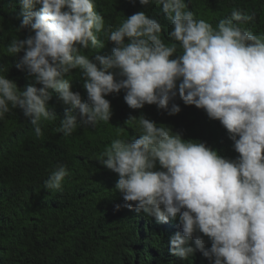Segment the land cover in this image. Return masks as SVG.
<instances>
[{
	"label": "clouds",
	"instance_id": "9594fccd",
	"mask_svg": "<svg viewBox=\"0 0 264 264\" xmlns=\"http://www.w3.org/2000/svg\"><path fill=\"white\" fill-rule=\"evenodd\" d=\"M17 2L23 15L17 30L28 28L30 34L12 38L7 53L23 50L15 67L42 86L19 88L0 74V120L19 108L35 136L42 137V123L57 117L48 110L53 90L59 102L79 110H66L55 129L69 137L82 125L110 122L105 97L111 93L123 90L131 109L154 104L168 115L181 111L173 102L179 95L185 105L219 120L238 156L228 158L205 142L185 140L144 114L129 115L125 124L138 128V135L119 138L117 131L98 158L118 174L114 189L124 204L115 210L142 211L158 223L178 219L180 230L171 236L169 251L182 260L198 249L210 264H264V33L243 27L256 13L233 7L213 28L194 17L186 0H139L162 6L171 23L168 36L182 49L177 54V43L166 44L161 23L145 11L106 29L95 0ZM105 41L114 42L110 55L81 54L103 48ZM73 69L80 70L86 102L65 78ZM6 71L0 66V73ZM69 175L66 165L57 164L44 188L62 191Z\"/></svg>",
	"mask_w": 264,
	"mask_h": 264
},
{
	"label": "trees",
	"instance_id": "16d2710c",
	"mask_svg": "<svg viewBox=\"0 0 264 264\" xmlns=\"http://www.w3.org/2000/svg\"><path fill=\"white\" fill-rule=\"evenodd\" d=\"M186 4L196 19L206 20L213 28L230 15L233 7L255 12V19L243 27L255 34L264 33V0H186ZM95 6L104 17L106 29H115L127 16L145 11L161 23L164 42L177 43V54L181 53L179 43L168 36L171 23L161 5L145 6L139 0H95ZM22 19L17 0H0V66L7 69L0 74L14 80L19 88L29 84L41 87L26 71L15 67L23 50L16 55L7 53L12 38L24 39L30 34L28 28L17 30ZM98 35L104 39L103 34ZM114 46V42L105 41L103 48L82 50L81 54L89 58L110 55ZM65 78L86 102L80 70L73 69ZM50 92L48 110L57 117L42 123V137L35 136L30 118L19 108L0 120V264H210L198 249L186 260L170 253V238L180 230L178 219L158 223L142 211L126 207L115 210L116 204H124L122 194L114 189L118 174L98 158L117 138V131L119 138L137 136L139 129L125 121L129 115L144 114L181 133L183 139L205 142L234 159L238 153L219 120L209 119L195 105H185L179 95L173 102L181 111L175 115L154 104L131 109L121 90L105 97L111 104L110 122H101L95 128L82 125L64 137L55 131L60 119L66 110H79L59 102L55 92ZM57 164L66 165L70 175L62 191L51 192L44 188L43 181ZM205 241V247H210L207 237ZM190 244L196 247L194 240Z\"/></svg>",
	"mask_w": 264,
	"mask_h": 264
}]
</instances>
